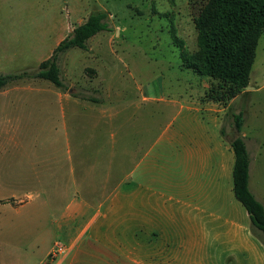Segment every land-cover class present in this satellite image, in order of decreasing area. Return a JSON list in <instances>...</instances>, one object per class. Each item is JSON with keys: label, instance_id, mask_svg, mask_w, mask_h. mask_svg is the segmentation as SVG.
<instances>
[{"label": "rangeland", "instance_id": "rangeland-1", "mask_svg": "<svg viewBox=\"0 0 264 264\" xmlns=\"http://www.w3.org/2000/svg\"><path fill=\"white\" fill-rule=\"evenodd\" d=\"M204 1L0 0V73L34 69L79 16L103 11L109 26L59 55L63 87L34 77L0 88V264L59 260L65 251L50 261L47 253L67 243L60 215L73 197L94 201L72 221L83 228L78 245L130 241L164 264V124L175 112L164 103L205 78L184 66L171 33L194 51ZM249 75L264 107V31ZM82 172L96 187L80 186ZM115 183L110 207L102 196Z\"/></svg>", "mask_w": 264, "mask_h": 264}, {"label": "crops", "instance_id": "crops-1", "mask_svg": "<svg viewBox=\"0 0 264 264\" xmlns=\"http://www.w3.org/2000/svg\"><path fill=\"white\" fill-rule=\"evenodd\" d=\"M85 18L79 16L76 24ZM73 26L66 25L63 31ZM207 85L204 78L184 99L164 103V111L175 110L164 124V264H264L262 233L251 225L245 207L233 193L230 145L233 138L242 136L248 155V188L264 209V107L255 103L252 95L260 93L263 86L248 75V83L223 104L204 96ZM234 113L242 119L238 130L233 124ZM83 174L80 186L96 187ZM110 187L102 196L108 206L120 186L115 183ZM93 205V199L86 197L69 201L60 215L67 239L65 253L47 264L153 263L151 248L130 241L124 247L78 245L83 228L75 231L72 221L79 209ZM101 216L105 219L107 213ZM79 252L84 259H77ZM86 254L96 261L86 260Z\"/></svg>", "mask_w": 264, "mask_h": 264}, {"label": "trees", "instance_id": "trees-1", "mask_svg": "<svg viewBox=\"0 0 264 264\" xmlns=\"http://www.w3.org/2000/svg\"><path fill=\"white\" fill-rule=\"evenodd\" d=\"M104 17L103 11L89 13L57 41L50 54L34 69L0 73V88L18 79L34 77L48 79L63 87L57 63L59 55L73 46L86 48L89 36L98 30L109 29ZM193 25L197 44L194 51L185 52L181 40L172 31L171 37L179 46L184 66L205 76L208 81L204 96L224 104L248 83L257 39L264 31V0H205L193 18ZM241 121L240 114L234 113L233 124L237 130ZM230 145L234 154V196L245 207L251 225L259 229L264 238V209L248 188V155L242 136L233 138Z\"/></svg>", "mask_w": 264, "mask_h": 264}, {"label": "built area", "instance_id": "built-area-1", "mask_svg": "<svg viewBox=\"0 0 264 264\" xmlns=\"http://www.w3.org/2000/svg\"><path fill=\"white\" fill-rule=\"evenodd\" d=\"M65 247L61 244H56L52 249H50L47 253L48 261L55 258L57 255L64 253Z\"/></svg>", "mask_w": 264, "mask_h": 264}]
</instances>
